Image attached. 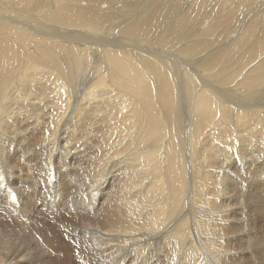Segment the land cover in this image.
I'll return each mask as SVG.
<instances>
[{"label": "bare ground", "instance_id": "1", "mask_svg": "<svg viewBox=\"0 0 264 264\" xmlns=\"http://www.w3.org/2000/svg\"><path fill=\"white\" fill-rule=\"evenodd\" d=\"M34 118L98 144L71 219L99 264L165 234L173 264H264V0H0V125ZM33 230L0 233V264L62 251Z\"/></svg>", "mask_w": 264, "mask_h": 264}, {"label": "rangeland", "instance_id": "2", "mask_svg": "<svg viewBox=\"0 0 264 264\" xmlns=\"http://www.w3.org/2000/svg\"><path fill=\"white\" fill-rule=\"evenodd\" d=\"M50 115H51V111L49 113V116ZM49 116L47 115V118H49ZM23 118H26V117H23ZM35 120H36L35 118L33 119L34 122L32 121V119L27 120L25 124L29 127V130L27 132L21 131L22 132L21 134H18L17 132H15V130H17V128L20 127V123L8 124V126L5 128L0 125V213L4 216L3 217L0 214V233H3L5 231L7 234L13 235V237H17V235H23V236L26 235L27 238L31 239V243H35L33 239V233L35 230H33V228L44 230L45 227L50 225L54 227L57 233L59 232L58 233L59 237L55 235L54 238L56 242H59V244L62 245L63 243L62 251L56 252L55 250H50L52 254L42 253L46 259L45 258L42 259L43 256H41L42 255L41 254L40 255L41 257L39 256L38 259H34L32 262H29L28 264H46V263L48 264L51 262L56 263V264H61L60 262H63L65 260L69 262L70 264L72 262H73L72 264H96V263L99 264L97 257L95 255L96 240L93 235V230L84 229L83 226H80L81 221L79 220L76 221V219L72 221L71 219V215H72L71 213L73 212V208H76V204L74 202H77L78 198L80 197H81V200L83 199L82 196L79 197L80 192L78 191L79 189L77 188L80 187L81 185L83 187H88L97 178V174L95 173V171H93V169H91L92 162L90 161L91 158H94V162L96 161V159H98L97 156L100 153L99 148L98 150L96 148H95L96 150L93 149L94 145H96L97 143L95 142L94 144L92 140L88 141V135L90 131L87 132V135L86 133H80L84 139L81 138L80 135H78L79 133L78 134L75 133L76 134V135L74 134L75 136L72 135L73 128H74L73 122L69 123L70 127H62L61 129H59L60 136L57 137L56 139L46 138L45 134L48 133L50 129L49 128L50 125L46 124L47 121L42 120V123H41V122H38L37 120L36 122ZM39 123L42 124L43 127L40 128L41 125ZM8 128H11V129H8ZM65 130L67 133H65ZM23 135H25L26 137ZM51 139L54 142H51ZM54 143H55V146H54ZM61 145H64V146H61ZM63 147H66V150ZM83 149H86V150H83ZM77 150L79 152H77ZM94 151L95 152L97 151L98 153L97 152L95 153ZM91 155L92 157H90ZM93 155L94 156L96 155L95 157L97 158L95 159ZM50 157H52L51 162L49 160ZM46 170H48V172H46ZM49 171L52 173H50ZM91 171H93V173L95 174L93 175ZM49 174L50 176H48ZM244 178H245L244 180L249 179L247 181H251L250 182L251 184L253 183L258 184L259 182L262 183L263 192L261 193L264 199V176H262L261 178H254V177L252 178L251 176H245ZM84 181L86 183H84ZM121 187L122 185H120L118 188H121ZM116 189L117 187L109 182L108 186L106 187L104 191L105 192L115 191ZM190 189H193V188H190ZM88 200H89V197H88ZM88 200H87V203H88ZM194 201H197V199ZM99 202L101 201L99 200ZM200 202H203V201H200ZM204 202H206V200ZM85 208L82 209L84 212H87L88 214L89 213L92 214L93 208L91 207V204H87ZM198 208L200 209L202 208V206L198 205ZM5 215L6 216L9 215L10 217L8 216L6 217ZM21 216H25L26 219L22 218ZM194 219L196 218L194 217ZM31 220L32 221L34 220V221L32 222ZM18 221L20 222L18 223ZM21 223L23 225H21ZM33 223H34V226H33ZM65 223L68 225H62ZM69 224L71 225V227H69L70 226ZM41 225L44 227H42ZM70 229H72V231ZM34 235L36 236V233ZM53 235L54 233L51 236ZM157 236L159 235H155L154 240L149 243L150 247L148 250H147V247H145V250H147V252L144 253V256H148V257L151 256L149 257V260L147 263L144 260H142V258L144 257L142 254L140 258L136 254L133 255L132 252L136 250L134 247L133 249L135 250L130 248L132 250L131 251L129 248L124 246L121 248L122 250L121 255H118L116 258H114V260L112 259L109 262H106L105 264H117V263L118 264H148V263L149 264H165V263L173 264V261H171L172 256L168 254V251H170V248L165 247L166 250L164 251L165 249L163 248L164 245L161 243L162 241H164L163 239L169 237V235L165 234L163 236L160 235L161 237L160 236L157 237ZM181 239L183 240L184 243L190 242V238L186 239V241L183 238ZM64 250L66 254H63ZM156 250L157 252H155ZM163 255H166V257ZM52 259L53 261H51ZM176 259L178 262L184 263L182 256H179ZM38 260H41V261H38Z\"/></svg>", "mask_w": 264, "mask_h": 264}]
</instances>
